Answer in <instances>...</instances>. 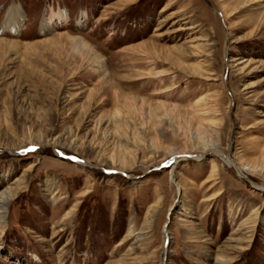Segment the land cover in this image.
Here are the masks:
<instances>
[{
  "label": "rangeland",
  "instance_id": "obj_1",
  "mask_svg": "<svg viewBox=\"0 0 264 264\" xmlns=\"http://www.w3.org/2000/svg\"><path fill=\"white\" fill-rule=\"evenodd\" d=\"M5 190L0 264H264V0H0Z\"/></svg>",
  "mask_w": 264,
  "mask_h": 264
},
{
  "label": "bare ground",
  "instance_id": "obj_2",
  "mask_svg": "<svg viewBox=\"0 0 264 264\" xmlns=\"http://www.w3.org/2000/svg\"><path fill=\"white\" fill-rule=\"evenodd\" d=\"M10 13L11 14H13L12 16H10V19H8V21H7V24H8V26H11L12 27V29H14V28H17L18 27V24H19V22H20V20H19V22H18V20H17V18H16V16L18 15V13H19V9L17 8V7H13V8H11L10 9ZM13 16H15V17H13ZM59 16L62 18V19H65L66 17H65V15H63V13L61 14H59ZM229 17H227V19H228ZM46 20V19H45ZM50 23H51V18L50 19H48L47 21H45L44 23H43V25H42V29H45V30H48L49 29V25H50ZM207 152V151H206ZM212 153H217V152H215V151H212ZM221 155V154H220ZM226 163L227 164H230V161L229 160H227L226 161ZM232 163V162H231ZM233 164V163H232ZM238 173L239 174H241V171L240 170H238ZM11 199H12V196H11V192L10 191H8V190H5V191H2L1 193H0V223L2 224L3 222H4V219H5V213H6V210H7V207H8V204H9V202L11 201ZM153 214H154V211L152 210V211H150L148 214H147V216H146V219H145V225L146 226H149V224L151 223V221H152V217H153ZM167 233V232H166ZM165 233V238H167V234Z\"/></svg>",
  "mask_w": 264,
  "mask_h": 264
}]
</instances>
